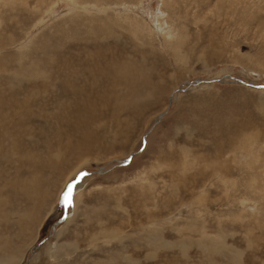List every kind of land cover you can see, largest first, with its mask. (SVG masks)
Returning <instances> with one entry per match:
<instances>
[{
	"label": "rangeland",
	"instance_id": "rangeland-1",
	"mask_svg": "<svg viewBox=\"0 0 264 264\" xmlns=\"http://www.w3.org/2000/svg\"><path fill=\"white\" fill-rule=\"evenodd\" d=\"M237 78L264 84V0H0V264H264Z\"/></svg>",
	"mask_w": 264,
	"mask_h": 264
},
{
	"label": "water",
	"instance_id": "water-1",
	"mask_svg": "<svg viewBox=\"0 0 264 264\" xmlns=\"http://www.w3.org/2000/svg\"><path fill=\"white\" fill-rule=\"evenodd\" d=\"M236 81L240 82V83H243L245 85H251V86H254L256 88H260V89H264V84H254V83H249V82H246L244 81L243 79L241 78H237ZM196 83H199L201 82V80H196L195 81ZM191 84V82L189 83ZM164 114L161 115V117L163 116ZM131 159V157H130ZM130 159H126V160H123L120 162L121 165H126L129 163ZM81 173H86L87 175L90 174V172H87V171H83ZM81 173L77 175V177L70 183L68 189H67V193H66V196H65V201H64V213L62 215V217L60 219H58L55 224L53 225V229H55V226L56 225H59L61 224L62 222H64L66 219H67V210H68V207H69V204H70V200H71V195H72V191H73V188L75 187V185H77L79 183V181L81 180L82 177L86 176H81ZM69 188L72 189L71 193H69ZM43 244V241H41L40 243L36 244L33 246V249H37L39 248L41 245Z\"/></svg>",
	"mask_w": 264,
	"mask_h": 264
},
{
	"label": "snow or ice",
	"instance_id": "snow-or-ice-1",
	"mask_svg": "<svg viewBox=\"0 0 264 264\" xmlns=\"http://www.w3.org/2000/svg\"><path fill=\"white\" fill-rule=\"evenodd\" d=\"M87 175L86 173H81V176ZM72 189L69 188V193H71Z\"/></svg>",
	"mask_w": 264,
	"mask_h": 264
},
{
	"label": "bare ground",
	"instance_id": "bare-ground-1",
	"mask_svg": "<svg viewBox=\"0 0 264 264\" xmlns=\"http://www.w3.org/2000/svg\"><path fill=\"white\" fill-rule=\"evenodd\" d=\"M160 117H161V116H160ZM144 141H146V137L144 138ZM130 157L132 158L133 155H131ZM128 159H130V158H128ZM125 160H126V159H125ZM130 161H131V159H130ZM130 161H129V162H130ZM74 177H75V176H74ZM74 177H73V178H74Z\"/></svg>",
	"mask_w": 264,
	"mask_h": 264
}]
</instances>
